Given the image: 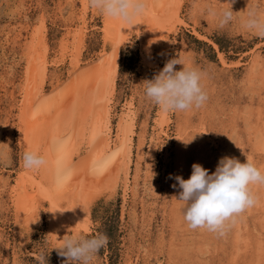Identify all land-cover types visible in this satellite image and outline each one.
Wrapping results in <instances>:
<instances>
[{
	"label": "rangeland",
	"instance_id": "obj_1",
	"mask_svg": "<svg viewBox=\"0 0 264 264\" xmlns=\"http://www.w3.org/2000/svg\"><path fill=\"white\" fill-rule=\"evenodd\" d=\"M204 3L182 1L174 27L159 35L160 42L155 38L149 44L148 63L141 58L143 43L134 28L120 40L107 133L114 148L117 122L128 111L133 118L131 163L114 182L102 183L90 197L80 199L88 222L75 228L62 218L50 224L44 200L26 213L16 206L20 200L15 189L28 171L19 125L27 48L41 39L40 98L45 101L66 86L76 51L79 74L111 55L104 16L88 8L87 0H0V264H37V254L47 255L59 243L56 235L63 237L68 228L107 235L108 244L94 264H264V186H251L256 205L237 216L223 235L190 229L175 199L182 191L175 177L189 178L193 163L211 173L221 157L229 156L241 162L252 158L264 168V40L235 29L213 30L201 15ZM246 6L247 0L232 3L233 11ZM175 55L193 60L204 71L208 99L198 109L167 112L162 124V110L144 97L142 81L152 79ZM81 145L77 158L87 151L86 142ZM47 259L48 264L65 260L55 249Z\"/></svg>",
	"mask_w": 264,
	"mask_h": 264
},
{
	"label": "bare ground",
	"instance_id": "obj_2",
	"mask_svg": "<svg viewBox=\"0 0 264 264\" xmlns=\"http://www.w3.org/2000/svg\"><path fill=\"white\" fill-rule=\"evenodd\" d=\"M182 1L147 0L146 11L137 18L138 24L130 28L137 31L143 43L141 58L147 63L151 48L149 42H154L155 38L160 40L159 35L164 37V33L178 21ZM145 22L148 23L147 26L144 25ZM154 24L158 27L152 26ZM127 29H121L119 21L104 16L103 30L105 38L111 44V55H103L97 66L89 67V70L79 74L76 73L79 68V51H76L72 55L73 67L70 68L66 86L45 101L40 98L43 85L41 39L32 44L30 49L27 48L29 64L19 113L21 139L25 150L38 149L46 163L37 170L27 169L18 181L15 192L20 202L17 201L16 206H20L22 212H28L40 200L47 202L50 211L53 208H63L61 203L68 200L64 208L70 209L74 206L73 209L63 213L51 212L50 224H57L62 218L79 228L84 222H88V211L82 212L80 206L84 205L80 199L90 197L91 190L102 183L114 182L121 176V169L127 171L131 163L129 143L133 142V118L129 112H121L122 115H119V137L115 147L113 145L114 148L109 145L110 136L107 133L111 129L108 127V112L116 79V66L113 61L118 44L125 37ZM147 32L151 37L147 36ZM82 37L83 35L78 36L79 39ZM160 119L162 124L166 123L167 112L161 111ZM82 141L86 142L87 151L85 155L77 158L81 154L79 150ZM87 227L88 223L82 228ZM59 233H63V230Z\"/></svg>",
	"mask_w": 264,
	"mask_h": 264
},
{
	"label": "clouds",
	"instance_id": "obj_3",
	"mask_svg": "<svg viewBox=\"0 0 264 264\" xmlns=\"http://www.w3.org/2000/svg\"><path fill=\"white\" fill-rule=\"evenodd\" d=\"M232 3L234 0L226 3L224 0H205L201 15L209 19L213 30L235 29L240 34L264 40V0H247L246 8L241 11H233ZM87 7L119 21L121 29H130L138 24L137 18L146 11L147 0H87ZM176 65L181 67L177 69ZM204 78V71L193 60L175 55L152 79L142 81L143 95L164 112L198 109L208 99ZM193 136L183 142L189 143ZM22 161L23 167L29 170H37L46 163L36 148L24 151ZM175 179L182 189L179 198L175 199L179 201L178 207L187 226L223 235L237 216L256 205L257 197L251 186H264V168L258 167L252 158L241 162L236 157L224 156L211 173L193 163L189 178L177 175ZM73 207L53 208L51 212L63 213ZM56 238L59 243L48 249L47 255L43 251L37 254V264H48L51 249L65 258L64 264H94L101 249L108 244L106 234L88 229H68L67 234L61 238L56 235Z\"/></svg>",
	"mask_w": 264,
	"mask_h": 264
},
{
	"label": "snow or ice",
	"instance_id": "obj_4",
	"mask_svg": "<svg viewBox=\"0 0 264 264\" xmlns=\"http://www.w3.org/2000/svg\"><path fill=\"white\" fill-rule=\"evenodd\" d=\"M86 230V229H85Z\"/></svg>",
	"mask_w": 264,
	"mask_h": 264
}]
</instances>
